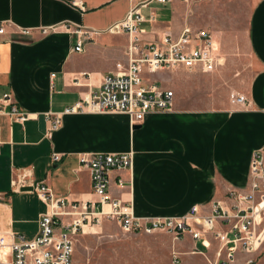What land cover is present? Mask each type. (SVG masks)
Segmentation results:
<instances>
[{"label": "crops", "instance_id": "obj_1", "mask_svg": "<svg viewBox=\"0 0 264 264\" xmlns=\"http://www.w3.org/2000/svg\"><path fill=\"white\" fill-rule=\"evenodd\" d=\"M137 4L0 0V23L6 25L0 35V97L11 94L31 114L24 123L0 114V233L26 241L37 236L47 207L35 191L23 190L37 182L69 201L97 200L90 171L80 164L82 153H134L132 170L111 172L109 196L132 203L137 217H180L194 206L209 214L214 203L234 205L230 192L249 191L253 155L264 150V0L153 2L141 9L145 21L135 33H111ZM78 26L87 33L83 52L74 51ZM185 28L211 34L219 57L213 73L250 57V81L237 92L247 98L245 105L204 108L188 92V98L175 95L171 110L151 113L135 127L126 114L83 112L64 116L48 137L46 114L97 91L118 64L127 65L131 43L160 42L164 34L177 38ZM161 72L154 75L161 79ZM54 154L61 160L54 162ZM120 177L124 187L117 184ZM187 239L195 247L201 243L189 235L182 241ZM193 251L184 253L207 263L215 254Z\"/></svg>", "mask_w": 264, "mask_h": 264}, {"label": "built area", "instance_id": "obj_2", "mask_svg": "<svg viewBox=\"0 0 264 264\" xmlns=\"http://www.w3.org/2000/svg\"><path fill=\"white\" fill-rule=\"evenodd\" d=\"M138 4L127 18L115 24L111 33L133 34L145 21L141 9L150 3L171 4L173 0H136ZM188 1V0H183ZM66 28L70 29L69 26ZM6 25L0 23V35ZM47 33V30L43 31ZM77 35L76 52H83L87 33L82 27L73 32ZM127 65L118 64L117 73L106 75L99 89L83 97L60 113H48L50 123L48 137L58 131L66 115L77 113L126 114L132 126L142 123L146 116L172 109L175 92L164 89L160 83L150 81L148 75L161 71L186 69L213 73L219 65V57L212 36L208 31L185 28L179 37L164 34L160 42L140 45L130 44ZM74 84L79 85L76 79ZM236 105H245L244 95L232 96ZM0 114L9 115L24 123L31 114L21 109L11 94L0 97ZM61 156L53 155L58 162ZM80 164L91 174L92 191L97 200L73 202L57 197L45 181L32 186L46 205L47 211L38 221V233L32 241L14 232L0 233V264H74L75 240L86 229L101 228L105 222L117 223L125 232L136 234L165 233L176 241L191 236L201 242L206 250L216 245L214 258L209 264H260L255 254L264 244V150L253 155L249 191H232L229 197L235 200L232 207L221 202L214 203L209 214H202L199 206L180 217H137L132 203L109 196L110 174L113 171L132 170L134 153H82ZM119 187L126 185L120 177ZM201 253L196 249L193 253ZM174 263L180 262L178 254Z\"/></svg>", "mask_w": 264, "mask_h": 264}, {"label": "rangeland", "instance_id": "obj_3", "mask_svg": "<svg viewBox=\"0 0 264 264\" xmlns=\"http://www.w3.org/2000/svg\"><path fill=\"white\" fill-rule=\"evenodd\" d=\"M241 59V60H240ZM250 57L238 58L235 63H226L223 72L212 74L194 73L185 69L162 71L148 75L149 80L162 83L168 90L185 95L200 107H228L232 96L247 87L250 78ZM189 98V99H190ZM191 248L204 251L211 258L216 247L206 250L201 243L191 240L176 241L172 236L156 232L154 234H136L125 232L113 222L107 221L101 228L86 229L85 234L75 240L74 264H208L202 256H193L184 252ZM180 257L174 263V255ZM260 264H264V244L255 254Z\"/></svg>", "mask_w": 264, "mask_h": 264}, {"label": "water", "instance_id": "obj_4", "mask_svg": "<svg viewBox=\"0 0 264 264\" xmlns=\"http://www.w3.org/2000/svg\"><path fill=\"white\" fill-rule=\"evenodd\" d=\"M24 191H32L33 189L32 188H25L23 189Z\"/></svg>", "mask_w": 264, "mask_h": 264}]
</instances>
